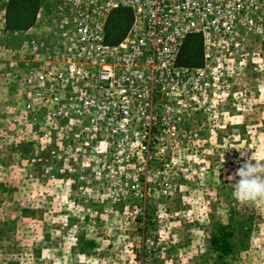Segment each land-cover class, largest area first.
<instances>
[{"label":"rangeland","instance_id":"1","mask_svg":"<svg viewBox=\"0 0 264 264\" xmlns=\"http://www.w3.org/2000/svg\"><path fill=\"white\" fill-rule=\"evenodd\" d=\"M8 1L0 264H264V205L236 201L227 179L264 154V0H219L220 29L181 48L186 83L108 123L79 115L56 78L69 0H40L22 31L5 30Z\"/></svg>","mask_w":264,"mask_h":264},{"label":"built area","instance_id":"2","mask_svg":"<svg viewBox=\"0 0 264 264\" xmlns=\"http://www.w3.org/2000/svg\"><path fill=\"white\" fill-rule=\"evenodd\" d=\"M70 1L55 8L63 38L56 78L70 88L67 98L79 115L105 123L133 120L149 112L158 94L185 84L189 67L179 63L185 39L206 38L209 25L220 29L219 0ZM119 7L131 9L132 20L123 39L110 44L106 24ZM37 81L43 84L45 75Z\"/></svg>","mask_w":264,"mask_h":264},{"label":"trees","instance_id":"3","mask_svg":"<svg viewBox=\"0 0 264 264\" xmlns=\"http://www.w3.org/2000/svg\"><path fill=\"white\" fill-rule=\"evenodd\" d=\"M40 0H9L5 13V30L22 31L33 25L36 13L40 7ZM132 20V13L127 8L114 10L107 22L106 40L110 44L120 42L125 36ZM198 38L197 35H190L186 40ZM187 51L184 47L181 55ZM180 55V56H181ZM183 60V59H182ZM184 61V60H183ZM180 64H188V61Z\"/></svg>","mask_w":264,"mask_h":264},{"label":"clouds","instance_id":"4","mask_svg":"<svg viewBox=\"0 0 264 264\" xmlns=\"http://www.w3.org/2000/svg\"><path fill=\"white\" fill-rule=\"evenodd\" d=\"M245 148L239 149L241 158H244ZM264 153V149L261 150ZM256 163L253 164L252 161ZM264 154L256 157L254 154L240 164L235 173L229 175V181L238 180L232 185L233 198L241 203L264 205Z\"/></svg>","mask_w":264,"mask_h":264}]
</instances>
